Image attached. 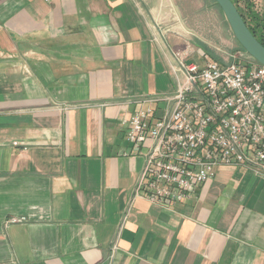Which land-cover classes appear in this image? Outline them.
<instances>
[{"label":"crops","instance_id":"1","mask_svg":"<svg viewBox=\"0 0 264 264\" xmlns=\"http://www.w3.org/2000/svg\"><path fill=\"white\" fill-rule=\"evenodd\" d=\"M183 29L176 0H0V264H264V177L222 165L171 207L136 194L125 120L171 107L143 101L205 53Z\"/></svg>","mask_w":264,"mask_h":264},{"label":"built area","instance_id":"2","mask_svg":"<svg viewBox=\"0 0 264 264\" xmlns=\"http://www.w3.org/2000/svg\"><path fill=\"white\" fill-rule=\"evenodd\" d=\"M202 55L198 62L178 56L174 94L143 101L170 102L162 116L147 105L125 120L127 140L145 158L136 194L152 203L184 202L222 165L264 177V65L251 56ZM23 221L13 217L7 225Z\"/></svg>","mask_w":264,"mask_h":264},{"label":"rangeland","instance_id":"3","mask_svg":"<svg viewBox=\"0 0 264 264\" xmlns=\"http://www.w3.org/2000/svg\"><path fill=\"white\" fill-rule=\"evenodd\" d=\"M246 0H240L244 6ZM259 10L264 11V0H252ZM184 29L193 42H203L213 50L220 61H235L250 56L240 48L222 9L213 0H176ZM183 29V30H184ZM197 56L193 57L196 61ZM198 60L202 59L198 58ZM203 64V63H201Z\"/></svg>","mask_w":264,"mask_h":264},{"label":"water","instance_id":"4","mask_svg":"<svg viewBox=\"0 0 264 264\" xmlns=\"http://www.w3.org/2000/svg\"><path fill=\"white\" fill-rule=\"evenodd\" d=\"M222 9L232 32L242 48L264 65V45L253 34L233 0H215Z\"/></svg>","mask_w":264,"mask_h":264},{"label":"trees","instance_id":"5","mask_svg":"<svg viewBox=\"0 0 264 264\" xmlns=\"http://www.w3.org/2000/svg\"><path fill=\"white\" fill-rule=\"evenodd\" d=\"M213 1L217 4L215 0ZM239 1L233 0L253 34L264 45V11L259 10L252 0H246L244 6H241ZM198 46L209 56H216L207 44L199 41Z\"/></svg>","mask_w":264,"mask_h":264}]
</instances>
